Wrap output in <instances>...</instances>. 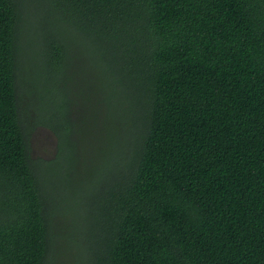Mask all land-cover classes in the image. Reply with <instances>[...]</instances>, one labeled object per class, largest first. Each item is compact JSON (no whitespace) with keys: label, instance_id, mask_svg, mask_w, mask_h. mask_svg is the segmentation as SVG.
I'll return each mask as SVG.
<instances>
[{"label":"trees","instance_id":"obj_1","mask_svg":"<svg viewBox=\"0 0 264 264\" xmlns=\"http://www.w3.org/2000/svg\"><path fill=\"white\" fill-rule=\"evenodd\" d=\"M64 232L82 264H264V0H0V264H48Z\"/></svg>","mask_w":264,"mask_h":264},{"label":"rangeland","instance_id":"obj_2","mask_svg":"<svg viewBox=\"0 0 264 264\" xmlns=\"http://www.w3.org/2000/svg\"><path fill=\"white\" fill-rule=\"evenodd\" d=\"M34 18V16H33ZM26 21L28 22V26L26 25L27 22H25L26 31H30L31 29H34L35 22L30 23L31 21V13L30 11L26 12ZM29 37L30 41L26 42L25 44V50L28 54H30V45L31 42L34 43L33 37H30V35L27 34V38ZM73 46L76 45V42H71ZM82 103L80 101H75V103L72 105L73 108H77V110L82 109ZM75 108V109H76ZM30 113H33L34 111L32 109L29 110ZM83 112V110H81ZM83 114H81L78 111H75L71 116V121L74 123L80 124L77 127V134L72 132L71 139L73 142H76V149L71 153L65 152L63 155H60V160L57 161L59 165H62L63 162H65V165H63L64 174H65V182H62L63 185H69L74 190L72 195L67 198L66 201H63L60 205V213L57 214L56 221H59L61 225H65L68 227L75 216V209L79 206L81 202V196L83 193V188L85 186V180L82 178V176L87 175L90 176V157L93 156V153L91 152L92 149L88 148V139H90V134L87 132V127H89V124L82 121ZM30 145H31V156L34 159H42L44 161H53L58 158L59 156V149H58V137L55 134V132L44 125L37 124L35 125V128L32 130L30 135ZM91 150V151H90ZM73 157L74 159L70 160V158ZM89 169V170H88ZM68 181V182H66ZM48 186L50 184L48 183ZM70 191V190H69ZM62 194V193H61ZM74 196V199L73 197ZM85 199H83V202ZM71 203L74 206V209L72 211H69L67 207H70ZM67 232L63 233L64 241L63 246H60L54 253L53 259L48 264H82L81 256L84 253L83 250H80V243L75 246L73 244H67V241L69 242V239L66 240V237L64 236ZM77 238V237H76ZM81 241V238L79 239V242ZM83 241V240H82ZM85 240L84 242H86ZM72 242V241H70ZM79 256V258H78Z\"/></svg>","mask_w":264,"mask_h":264}]
</instances>
